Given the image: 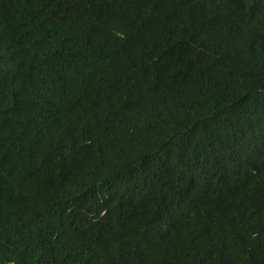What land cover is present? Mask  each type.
I'll use <instances>...</instances> for the list:
<instances>
[{"label":"trees","instance_id":"obj_1","mask_svg":"<svg viewBox=\"0 0 264 264\" xmlns=\"http://www.w3.org/2000/svg\"><path fill=\"white\" fill-rule=\"evenodd\" d=\"M0 264H264V0H0Z\"/></svg>","mask_w":264,"mask_h":264}]
</instances>
